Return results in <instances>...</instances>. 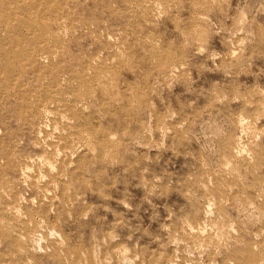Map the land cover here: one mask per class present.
<instances>
[{"label":"rangeland","instance_id":"obj_1","mask_svg":"<svg viewBox=\"0 0 264 264\" xmlns=\"http://www.w3.org/2000/svg\"><path fill=\"white\" fill-rule=\"evenodd\" d=\"M21 1L0 9V264H264V0ZM35 19L57 34L37 52Z\"/></svg>","mask_w":264,"mask_h":264},{"label":"bare ground","instance_id":"obj_2","mask_svg":"<svg viewBox=\"0 0 264 264\" xmlns=\"http://www.w3.org/2000/svg\"><path fill=\"white\" fill-rule=\"evenodd\" d=\"M2 1H3V0H0V9H2V8L4 9L5 5L8 3V0H7V1H4V2H7V3H5V5H3L4 2L2 3ZM22 1H23V0H22ZM22 1H21V2H22ZM39 1H40V0H39ZM39 1H37V2H39ZM49 1H50V0H49ZM49 1H48V2H49ZM129 1H130V0H129ZM131 1H132V0H131ZM131 1H130V2H131ZM158 1H159V0H158ZM211 1H213V0H211ZM12 2H13V1H12ZM14 2H16V1H14ZM14 2H13V3H14ZM23 2L25 3V1H23ZM35 2H36V1H35ZM35 2H34V3H35ZM41 2H43V0H41ZM51 2H52V1H51ZM56 2H58V0H57ZM141 2H142V1H141ZM149 2H151V0H146L145 3H149ZM197 2H198V1H197ZM201 2H202V1H201ZM201 2H200V3H201ZM27 3H28V2H27ZM43 3H44V2H43ZM53 3H55V2L53 1ZM153 3H154V2H153ZM31 4H32V3H31ZM31 4L29 3L30 6H31ZM35 4H37V3H35ZM55 4H56V3H55ZM135 4H136V3H135ZM138 4H139V3H138ZM150 4L152 5V2H151ZM160 4H161V3H160ZM160 4H159V5H160ZM22 5H23V3H22ZM32 5H33V4H32ZM42 5H43V4H42ZM57 5H58V4H57ZM154 5H155V4H154ZM195 5H196V4H195ZM198 5H200V4H198ZM2 6H3V7H2ZM19 6H21V5L18 4L17 9L14 8V7H16V6L13 7V9H15V11H14L15 14H16V12L21 13V12L19 11V9H18V8H20ZM40 6H41V5H40ZM45 6H46V5H45ZM58 6H59V5H58ZM133 6H135V5H133ZM136 6H139V5L136 4ZM176 6H177V4H176ZM200 6H201V5H200ZM205 6H206V5H205ZM23 7H24V6H23ZM31 7H32V6H31ZM34 7H35V6H34ZM37 7H38V5H37ZM51 7H52V6H51ZM155 7H156V6H155ZM197 7H198V6H197ZM6 8H7V7H6ZM11 8H12V7H11ZM32 8H33V7H32ZM41 8H42V7H41ZM136 8H137V7H136ZM141 8H142V7H141ZM141 8H139V9H141ZM170 8H172V7H170ZM176 8H177V7H176ZM195 8H196V7H195ZM7 9H8V8H7ZM7 9H6V11L9 12L10 9H9V10H7ZM52 9H53V8H51V10H52ZM64 9H65V8H64ZM143 9H145V8H143ZM197 9H199V8H197ZM22 10H24V8H22ZM27 10H28V9H27ZM39 10H40V8H39ZM39 10L36 11V12H40ZM44 10H45V9H44ZM51 10H50V11H51ZM59 10H61V9L59 8ZM62 10H63V9H62ZM0 11H1V10H0ZM6 11H4L3 14H5ZM25 11H26V10H25ZM25 11H24V13H25ZM48 11H49V10H48ZM52 11H53V10H52ZM65 11H66V10H65ZM2 12H3V10H2ZM2 12H1V13H2ZM10 13H11V12H10ZM18 13H17V14H18ZM30 13H31V12H30ZM47 13H48V12H47ZM3 14L1 15L2 18L4 17ZM15 14H14V15H15ZM17 14H16V15H17ZM49 14H51V13H49ZM58 14H59V13H58ZM61 14H62V13H61ZM25 15H26V13H25ZM30 15H31V14H30ZM32 15H33V14H32ZM38 15L41 16V15H42V12H40ZM38 15H37V16H38ZM65 15H67V14H65ZM65 15H64V16H65ZM27 16H29V15H27ZM44 16H45V15H44ZM56 16H57V15H56ZM62 16H63V15H62ZM74 16H75V15H74ZM16 17H18V16H16ZM19 17H20V16H19ZM21 17H23V16H21ZM53 17H54V16H53ZM59 17H60V16H59ZM201 17H203V16H201ZM0 18H1V17H0ZM2 18H1V20H2ZM4 18H5V17H4ZM4 18H3L2 21L5 20ZM6 18H7V16H6ZM23 18H25V17H23ZM41 18H43V17H40L39 19H41ZM7 19H8V18H7ZM7 19H6V20H7ZM12 19H13V18H12ZM16 19H17V18H16ZM16 19H15V21H16ZM27 19H28V18H25V20H27ZM30 19H32V17H31ZM33 19H34V17H33ZM33 19H32V20H33ZM39 19H35V20H34L35 22H34V23H31L32 25H34L33 27L26 28L25 30H24V28H23L24 31H23V33H21V34H24V35H25L24 37L27 38L28 40L25 41V42L22 41L23 43H21L20 45H21L22 48H24L25 50L28 49V51H29V49H31L32 51L34 50V51H36V52H37V50H39V51L42 50V51H43V47L46 46V44L48 43V41L53 42V41H51L50 39L53 40L55 34L50 33V35L53 34V37H51L52 35L49 36V33L47 32V33H48V34H47L48 36L46 37V34H45V33L43 34V31H44L45 29H44V30H43V29H40L41 31L39 30L42 34H41L40 32L37 31V30H38V27L40 26V23H41L40 21L42 20V19H41V20H39ZM50 19H51V18H50ZM13 20H14V19H13ZM19 20H20V18H19ZM51 20H53V19H51ZM56 20H57V18H56ZM59 20H60V19H59ZM66 20H67V19H65V21H66ZM17 21H18V20H17ZM54 21H55V19H54ZM57 21H58V20H57ZM60 21H61V20H60ZM62 21H64L63 18H62ZM69 21H70V20H69ZM28 22H29V21H28ZM3 23H4V22H3ZM7 23H9V20H8ZM10 23H14V21H13V22H10ZM29 23H30V22H29ZM42 23H43V22H42ZM58 23H59V22H58ZM61 23H63V22H61ZM61 23H60V24H57V22H56L55 25L57 24L58 26L60 25V27H61ZM66 23H67V22H66ZM1 24H2V23H1ZM4 24H5V23H4ZM15 24H16V23H15ZM15 24H14V26H15ZM17 24H18V23H17ZM25 24H27V23H25ZM53 24H54V23H53ZM9 25H10V27H11V24H9ZM9 25H8V27H9ZM20 25H21V24H20ZM41 25H42V24H41ZM44 25H45V24H44ZM44 25H43V27H44ZM63 25H64V23H63ZM65 25H66V24H65ZM65 25H64V26H65ZM18 26H19V24H18ZM18 26L16 25L15 29H16ZM46 26H47V25H46ZM25 27H26V26H25ZM41 27H42V26H40L39 28H41ZM43 27H42V28H43ZM62 27H63V26H62ZM65 27H66V26H65ZM2 28H4V26H2ZM12 28H14V27H12ZM45 28H47V27H45ZM9 29H11V28H9ZM15 29H12V30H15ZM19 29H20V28H19ZM58 29H60V28H58ZM63 29H64V28H63ZM66 29H67V28H66ZM2 30H3V29H2ZM42 30H43V31H42ZM21 31H22V30H21ZM58 31H60V30H58ZM61 31H62V30H61ZM11 32H13V31H11ZM11 32H10V33H11ZM63 32H64V31H62V32H60V33L64 35ZM6 33H7V32H6ZM58 33H59V32H58ZM11 34H13V33H11ZM61 34H60V36H59L58 38H60V37L62 38L63 35L61 36ZM65 34H66V33H65ZM58 35H59V34H58ZM12 36H13V35H12ZM55 36H57V34H56ZM9 37H10V36H9ZM58 38L55 37V40L58 39ZM24 40H25V39H24ZM146 40H147V39H146ZM148 40H150V39H148ZM146 42H147V41H146ZM151 43H152V42H151ZM151 43H150V46H154V45H153L154 42H153V44H151ZM2 44H3V43H2ZM146 44H147V43H146ZM43 45H44V46H43ZM51 45H52V44H51ZM7 46H9V45H7ZM16 46H17V45H16ZM58 46H59V45H58ZM47 47L49 48L50 46H47ZM60 47H61V46H60ZM15 48H16V47H15ZM48 48H47V49H48ZM142 48H143V47H142ZM147 48H148V47H147ZM16 49H17V48H16ZM44 49H45V48H44ZM14 50H15V49H14ZM56 50H57V49H56ZM19 51H20V50H19ZM19 51H18V52H19ZM42 51H41V52H42ZM53 51H55V49H54ZM53 51H51V52H53ZM59 51H61V50H59ZM8 52H9V51H8ZM41 52H40V54L42 55ZM110 52H111V51H110ZM120 52H121V51H120ZM38 53H39V52H38ZM54 53H55V52H53V56H54ZM58 53H59V52H58ZM61 53H62V52H61ZM61 53H60V54H61ZM117 53H119V51H118ZM19 54H20V53H19ZM33 54H34V53H33ZM33 54H31V56H32ZM21 55H22V52H21ZM25 55H26V54H25ZM36 55H37V54H36ZM55 55H56V53H55ZM112 55H113V54H112ZM118 55H119V54H118ZM4 56H5V55H4ZM4 56H3V57H4ZM29 56H30V55H29ZM31 56H30V57H31ZM42 56H43V55H42ZM115 56H116V55H115ZM121 56H122V55H121ZM124 56H125V55H124ZM232 56H234V55H232ZM23 57H24V55H23ZM23 57H21V56H19V55L16 56V58H17L21 63H25V64L27 65V63H26L27 60L25 61ZM25 57H26V56H25ZM43 57H44V56H43ZM48 57H50V56H48ZM48 57H47V58H48ZM54 57H55V56H54ZM10 58H11V57H10ZM34 58H35V57H34ZM40 58H41V57H40ZM50 58L52 59V57H50ZM115 58H116V57H115ZM120 58H122V57H120ZM48 59H49V58H48ZM54 59H56V58H54ZM54 59H53V60H54ZM36 60H39V59H36ZM41 60H42V59H41ZM41 60H40V62H41ZM45 60L47 61L46 58H45ZM45 60H44V61H45ZM53 60H51V61H52L51 63H53ZM99 60H101V59H99ZM112 60H114V59H112ZM117 60H118V59H117ZM117 60H116V63H117ZM119 60H120V59H119ZM121 60H122V59H121ZM121 60H120V61H121ZM16 61H17V60H16ZM22 61H23V62H22ZM24 61H25V62H24ZM31 61H34V59L31 60ZM56 61H57V60H55L54 62H56ZM179 61H180V60H179ZM118 62H119V61H118ZM48 63H49V62H48ZM51 63H50V68H51ZM98 63H100V61H99ZM104 63H105V62H104ZM38 64H39V63H38ZM40 64H41V63H40ZM43 64H44V63H43ZM43 64H42V65H43ZM54 64H55V63H54ZM100 64H101V63H100ZM113 64H114V63H113ZM113 64H112V66H114ZM32 65H33V64H32ZM55 65H56V64H55ZM94 65H95V62H94ZM103 65H104V64H103ZM109 65H110V64H109ZM117 65H118V64H117ZM119 65H120V64H119ZM182 65H183V64H182ZM36 66H37V65H36ZM36 66H34V68H35ZM43 66H44V65H43ZM47 66H48V65H47ZM100 66H101V65H100ZM20 67H21V66H20ZM90 67H91V66H90ZM92 67H93V66H92ZM95 67H97V65H95ZM103 67H105V66H103ZM34 68H33V70H34ZM44 68H45V67H44ZM88 68H89V67H88ZM111 68H112V67H111ZM182 68H183V67H182ZM35 69H36V68H35ZM53 69H54V68H53ZM53 69H52V70H53ZM89 69H90V68H89ZM89 69H88V70H89ZM107 69H108V68H107ZM112 69H113V68H112ZM112 69H111V70H112ZM115 69H117V68H115ZM36 70H37V69H36ZM48 70H49V69H48ZM90 70H91V72H90V74H91V73H92V68H91ZM95 70H96V69H95ZM95 70H94V68H93V71H95ZM108 70H109V69H108ZM0 71H1V70H0ZM3 71H4V70H3ZM98 71H99V70H98ZM4 72H6V70H5ZM11 72H12V71H11ZM53 72H55V71H53ZM84 72H85V71H84ZM84 72H83V73H84ZM45 73H47V71H46ZM85 73H86V72H85ZM41 74H42V73H41ZM90 74H89V75H90ZM53 75H54V73L51 75V77H52ZM82 75H83V74H82ZM108 75H109V74H108ZM43 76H45V74H43ZM55 76H56V75H55ZM55 76H54V78H55ZM79 76H80V75H79ZM41 77H42V76H41ZM86 77H87V76H86ZM86 77H85V78H86ZM92 77H97V76H96V74H95V75H92ZM101 77H102V76H101ZM101 77L98 78L97 81H100L101 79H103V78H101ZM1 78H2V77H1ZM9 78H10V77H9ZM54 78H53V79H54ZM82 78H84V77H82ZM85 78H84V79H85ZM51 79H52V78H51ZM50 81H51V80H50ZM32 82H33V81H32ZM102 82H103V81H101V84H102ZM98 83H99V82H98ZM99 84H100V83H99ZM98 86H99V85H98ZM101 86H102V85H101ZM103 86H104V85H103ZM62 87H63V86H62ZM99 87H100V86H99ZM60 88H61V87H60ZM64 88H65V87H64ZM102 88H105V86L102 87ZM61 89H62V88H61ZM43 92H44V91H43ZM45 92H46V91H45ZM10 93H11V92H10ZM35 94H36V93H35ZM43 94H44V93H43ZM43 94H41V95H43ZM67 95H68V94H67ZM58 96H60V95L58 94ZM58 96H57V98H56L55 96H47V97H48V98H52L53 101H56V100L59 101ZM69 98H70V97H68V99H69ZM71 99H72V98H71ZM76 100H77V99H76ZM79 100H80V99H79ZM58 101H57V104L59 103ZM67 102H68V100H67ZM69 102H70V101H69ZM82 103H83V102H82ZM78 104H79V103H78ZM62 106H63V105H62ZM80 106H81V105H80ZM47 108H48V107H47ZM64 108H65V107H64ZM64 108H62V109H64ZM59 109H60V108H59ZM62 109H61L60 111H62ZM65 109H66V108H65ZM65 109H64V110H65ZM75 110H76V109H75ZM46 111H47V110H46ZM46 111L43 112V113L47 114ZM51 112H52V111H51ZM41 113H42V112H41ZM48 113H49V112H48ZM50 114H51V113H50ZM54 114H55V113H54ZM61 114H62V113H61ZM63 114H64V113H63ZM63 114H62V115H63ZM42 115H43V114H42ZM47 115H48V114H47ZM65 115H66V114H65ZM52 116H53V115H52ZM55 116H56V114H55ZM57 116H58V114H57ZM60 116H61V115H60ZM63 116H64V115H63ZM68 116H69V114H68ZM66 119H67V118H66ZM65 121H66V120H65ZM67 121L70 122L69 119H67ZM73 122H74V121H73ZM70 123H71V122H70ZM243 124H244V123H243ZM243 124H242V127L244 126ZM65 126H66V125H65ZM68 127H69V126H68ZM66 128H67V127H66ZM71 128H73V127H71ZM63 129H64V128H63ZM68 129H70V128H68ZM68 129H67V130H68ZM242 129H243V128H242ZM70 130H73V129H70ZM70 130H69V131H70ZM74 130H75V129H74ZM76 130H77V128H76ZM63 131H64V130H63ZM69 131H67L68 134H69ZM67 132H65V133H67ZM40 133H41V132H40ZM40 133H39V134H40ZM84 134H85V133H84ZM82 135H83V134H82ZM87 135H88V134H87ZM87 135H86V136H87ZM41 136H42V135H41ZM90 136H91V135H90ZM83 137H84V136H83ZM81 138H82V137H81ZM87 138H88V137H87ZM90 138H91V137H90ZM90 138H89V139H90ZM110 138L112 139V137H110ZM78 139H79V138H78ZM83 139H84V138H83ZM91 139H92V138H91ZM111 139H110V140H111ZM80 140H81V139H80ZM81 141H82V140H81ZM111 143H112V142H111ZM239 143H240V142H239ZM45 144H46V143H45ZM90 144H91V143H90ZM86 145H87V144H86ZM40 146H41V145H40ZM90 146H91V145H90ZM238 150H239V152L243 153V152H242V150H243L242 148H239ZM237 152H238V151H237ZM238 155H239V154H238ZM59 157H60V156H59ZM33 160H34V159H33ZM39 160H40V159H39ZM39 160H38V161H39ZM46 160H47V159H46ZM45 163H46V162H45ZM47 164H48V163H47ZM25 165H26V164H25ZM43 165H44V164H43ZM48 165H49V164H48ZM51 165H52V164H51ZM27 167H28V165H27ZM32 167H33V166H32ZM52 167H53V166H52ZM29 168H30V167H29ZM29 168H28V169H29ZM23 169H24V167H23ZM25 169H27V168L25 167ZM49 169H50V168H49ZM40 170H41V169H40ZM66 170H67V168H66ZM28 171H29V170H28ZM30 171H31V170H30ZM45 172H46V171H45ZM27 175H28V174H27ZM47 176H48V175H47ZM40 177H41V176H40ZM61 177H62V176H61ZM64 177H65V176H64ZM24 178H25V177H24ZM31 178H32V177H31ZM44 178H45V177H44ZM21 179H22V178H21ZM52 179H54V178H52ZM66 179H67V178H66ZM31 180H32V179H31ZM29 181H30V180H29ZM36 181H37V180H36ZM63 181H64V180H63ZM3 184H6V183H3ZM8 187H9V185H8ZM3 189H4V188H3ZM0 190H1V188H0ZM8 190H9V189H8ZM39 190H40V189H39ZM47 190H48V189H47ZM70 190H71V189H70ZM81 190H82V189H81ZM44 191H46V190H44ZM49 191H50V190H49ZM1 192H2V191H1ZM4 192H5V191H4ZM50 192H51V191H50ZM2 193H3V192H2ZM46 193H47V192H46ZM0 195H1V194H0ZM45 195H47V194H45ZM1 197H2V200H3V196H1ZM45 197H46V196H45ZM66 197H67V196H66ZM65 199H66V198H65ZM2 202H3V201H2ZM61 202H62V201H61ZM63 202H64V201H63ZM70 202H71V201H70ZM4 204H5V202H4ZM74 207H75V205H74ZM0 208H1V206H0ZM10 210H11V209H10ZM0 211H1V210H0ZM5 211H6V210H5ZM11 211H13V210H11ZM70 212H71V211H70ZM19 213H20V212H19ZM54 213H55V212H54ZM58 213H59V212H58ZM5 214H7V213H5ZM14 214H15V215L18 214L17 209L15 210ZM86 214H87V213H86ZM8 215H9V213H8ZM15 215H14V216H15ZM0 216H1V215H0ZM19 216H20V215H19ZM3 217H5V216H3ZM22 218H23V217H22ZM86 218H87V217H86ZM16 220H17V219H16ZM18 220H19V219H18ZM2 222H3V221H2ZM51 222H52V221H51ZM15 223H16V222H15ZM3 224H4V223H3ZM12 224H13V223H12ZM6 226H7V225H6ZM14 226H15V225H14ZM12 227H13V226H12ZM12 227H10V228H12ZM7 228H8V227H7ZM30 228H31V227H30ZM192 228H193V227H192ZM190 229H191V226H190ZM199 229H200V227H199ZM207 229H208V228H207ZM3 230H4V229H3ZM10 230H11V229H10ZM192 230H193V229H192ZM11 231H12V230H11ZM96 232H97V231H96ZM191 232H192V231H191ZM193 232H194V231H193ZM200 232H201V230H200ZM189 233H190V232H189ZM194 233H195V232H194ZM194 233H193V234H194ZM78 234H79V233H78ZM187 234H188V233H187ZM200 234H201V233H200ZM215 235H216V234H215ZM20 236H21V235H20ZM61 237H62V236H61ZM95 238H96V237H95ZM95 238H94V240H95ZM24 240H25V239H24ZM113 241H114V240H113ZM125 254H126V253H125ZM64 255H65V254H64ZM71 255H72V254H71ZM117 255H119V254L117 253ZM121 255H122V254H121ZM67 263H68V262H67ZM83 264H84V263H83ZM100 264H101V263H100ZM175 264H176V263H175ZM262 264H263V263H262Z\"/></svg>","mask_w":264,"mask_h":264}]
</instances>
